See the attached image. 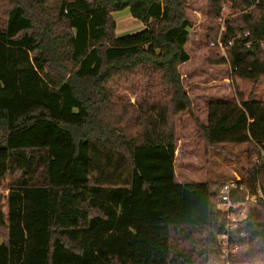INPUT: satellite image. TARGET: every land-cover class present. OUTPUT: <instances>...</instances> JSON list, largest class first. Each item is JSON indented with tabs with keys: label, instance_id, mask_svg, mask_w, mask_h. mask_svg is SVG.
<instances>
[{
	"label": "trees",
	"instance_id": "1",
	"mask_svg": "<svg viewBox=\"0 0 264 264\" xmlns=\"http://www.w3.org/2000/svg\"><path fill=\"white\" fill-rule=\"evenodd\" d=\"M0 177L11 175L0 264L223 263L222 182L179 184L177 124L190 113L206 152L247 146L242 192L264 193V102H210L194 113L180 68L191 22L186 0H0ZM208 0L211 43L235 40L234 77H264V0ZM229 17L221 32L220 18ZM129 10L145 26L110 37L111 15ZM245 34L248 38L242 39ZM251 42L250 46L245 43ZM141 78V79H140ZM143 80V82H141ZM122 84L141 88L137 105L117 101ZM245 234V237H242ZM232 264H264V204L247 206L230 236Z\"/></svg>",
	"mask_w": 264,
	"mask_h": 264
},
{
	"label": "rangeland",
	"instance_id": "2",
	"mask_svg": "<svg viewBox=\"0 0 264 264\" xmlns=\"http://www.w3.org/2000/svg\"><path fill=\"white\" fill-rule=\"evenodd\" d=\"M44 1L49 6L52 3L58 2V0ZM186 1L187 16L192 25L186 45L190 61L182 65L180 71L183 85L189 93L193 104H195L194 113L197 116V110V118L203 120L201 111H203V105L206 102L236 103L240 98H252L264 102V77L256 82L235 78L230 64H213L216 58L214 51L211 49L212 43L210 44V42L214 33L215 20L210 17L208 0ZM6 6L7 3L5 1L0 8L1 13ZM252 10L247 5L243 11L236 12L230 10L229 13L233 18ZM223 15L227 16L229 14L226 11ZM110 25V37L104 43L112 47L120 45L117 42L119 38L121 39L125 35L140 33L145 29L143 24L130 15L129 10L113 13ZM121 87L117 96L119 103L124 105L139 104L142 98L141 88L137 89L128 84H122ZM201 94L203 96H200ZM201 99L205 100L202 101ZM179 121H181L180 124ZM178 124L183 132L192 130L199 134L190 113L184 114L182 119L179 118ZM196 134L188 142H183L182 148H180L181 155L177 167L183 178L185 177L189 181L197 182L209 179L210 181L219 183L226 180L227 176L238 172V168L245 162L246 155L244 152L247 150V146L220 145L208 150L205 154V146L198 141V135L196 136ZM179 145L181 146V143ZM1 165L3 164L0 163ZM208 171L209 177L208 175L206 176ZM11 178L9 174L4 178L0 177V223L5 222V224L7 223L8 193ZM209 264H215V261L211 260ZM222 264L225 263L223 262ZM229 264L232 263L229 262Z\"/></svg>",
	"mask_w": 264,
	"mask_h": 264
},
{
	"label": "built area",
	"instance_id": "3",
	"mask_svg": "<svg viewBox=\"0 0 264 264\" xmlns=\"http://www.w3.org/2000/svg\"><path fill=\"white\" fill-rule=\"evenodd\" d=\"M259 0H247V5L250 10L256 8ZM226 11L228 9L226 8ZM229 15L220 18L221 32L225 29V22ZM248 38V34L243 36V40ZM251 43V42H250ZM249 42L245 44L250 46ZM236 45L235 40L228 41L225 43L221 35L218 39L212 43L217 49L219 55L227 58L229 49H232ZM264 160V149L260 156H257L255 162L260 164ZM241 178L238 174H234L233 179H229L222 184V187L217 193V208L226 215V230L227 232L223 234L220 239L225 245L223 262L229 264V259L231 255H234L240 250L239 246H232L229 243L231 234L238 228H240L246 219V209L247 206L253 203H262L264 204V193L258 189L255 195H246L245 199L236 200L242 192H248L246 186L240 183ZM242 237H245V234H242Z\"/></svg>",
	"mask_w": 264,
	"mask_h": 264
},
{
	"label": "crops",
	"instance_id": "4",
	"mask_svg": "<svg viewBox=\"0 0 264 264\" xmlns=\"http://www.w3.org/2000/svg\"><path fill=\"white\" fill-rule=\"evenodd\" d=\"M200 96H203L202 94L200 95ZM202 100V99H201ZM205 100V99H204ZM204 100H202V101H204ZM210 102H206V103H204V109H203V111H201V113L203 114V120L202 119H200L199 118V120H200V122L205 126V125H207L208 124V113H207V111H206V109H205V107L207 106V104H209ZM194 106H195V104H194ZM186 114V113H185ZM196 114H197V116H198V113H197V110H196ZM184 115V114H183ZM183 115L180 117L181 119L183 118ZM180 122L181 121H179V124H180ZM193 122V121H192ZM179 124H178V127H177V148H176V160H175V174H176V181L179 183V184H182V185H184V184H188V183H192V182H197V181H189L188 179H186L185 177L183 178L182 177V174L181 173H179V171H178V167H177V163H178V160H179V158H180V148H182V143L184 142H188L191 138H193V137H195V134L197 133H195L194 131H192V130H189V131H186V132H183L182 130H181V128L179 127ZM194 124V123H193ZM195 126V125H194ZM196 128V127H195ZM198 135V141H200V143L201 144H203V146H205L204 145V143L201 141V136H200V134H196V136ZM181 143V146L179 145ZM179 145V146H178ZM205 149V154L207 153L206 152V148H204ZM208 163H209V161H208ZM210 170V169H209ZM185 171V170H184ZM209 174V171L207 172V174H206V176ZM208 177H209V175H208ZM200 183H211V182H213V181H210L209 179H205L204 181H199Z\"/></svg>",
	"mask_w": 264,
	"mask_h": 264
}]
</instances>
